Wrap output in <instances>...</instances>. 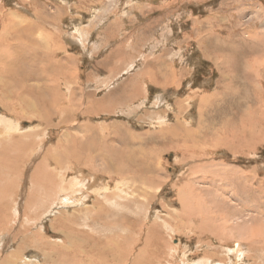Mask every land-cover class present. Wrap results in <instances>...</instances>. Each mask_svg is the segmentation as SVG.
Instances as JSON below:
<instances>
[{
	"label": "rangeland",
	"instance_id": "1",
	"mask_svg": "<svg viewBox=\"0 0 264 264\" xmlns=\"http://www.w3.org/2000/svg\"><path fill=\"white\" fill-rule=\"evenodd\" d=\"M0 14V85L25 86L7 98L13 112L0 105V129L13 126L0 144L3 263L18 249L32 261L40 234L62 239L39 177L63 173L53 212L100 197L116 215L82 227L93 239L76 264L108 238L95 264H264V0H0ZM97 145L113 164L116 153L117 165L130 168L129 156L135 166L109 172L93 159ZM50 148L63 171L50 162L36 172ZM70 153L81 155L77 167ZM79 172L75 205L66 195ZM37 182L43 203L25 220Z\"/></svg>",
	"mask_w": 264,
	"mask_h": 264
},
{
	"label": "bare ground",
	"instance_id": "2",
	"mask_svg": "<svg viewBox=\"0 0 264 264\" xmlns=\"http://www.w3.org/2000/svg\"><path fill=\"white\" fill-rule=\"evenodd\" d=\"M5 17V16H4ZM0 19H2V17H1V14H0ZM8 19V18H7ZM10 19V18H9ZM4 21L5 20H3V23H4ZM12 21V20H11ZM2 23V24H3ZM13 23H16V22H14L13 21ZM13 23H12V28H14V29H18V28H20V26L19 25H13ZM9 24V23H8ZM28 28H29V26H28ZM229 44V43H228ZM16 63V62H15ZM24 64H25V61H24ZM13 65V64H12ZM15 65V64H14ZM20 66V65H19ZM21 71V70H20ZM19 71V72H20ZM231 71V70H230ZM24 72V71H23ZM251 73V72H250ZM17 74H18V72H17ZM25 74V73H24ZM29 75H25V76H23L22 77V79L23 78H27ZM149 77V76H148ZM16 80V79H15ZM29 80H30V78H29ZM20 81V80H19ZM28 81V80H27ZM176 81V80H175ZM16 82V81H15ZM18 82V81H17ZM8 83H10L9 81H8ZM8 83H6V82H3V83H1L2 85L3 84H8ZM27 83V82H26ZM18 84V86H20V87H24V89H25V86H21V84L20 83H17ZM18 86H15L14 85V87L17 89V87ZM32 86V85H31ZM11 88V87H10ZM13 88V87H12ZM12 88L11 89H2V87H1V85H0V105L4 108V110H5V112L7 113V114H9L10 112H13V111H11L13 108L12 107H10V105L7 103V98H14L15 100L17 99V98H19L18 96L19 95H21L20 93H21V91H15V88H13L14 90L12 91ZM29 88V87H28ZM30 89V88H29ZM32 89V88H31ZM35 89V88H34ZM37 89V88H36ZM20 90V89H19ZM51 90V89H50ZM38 92H39V96L40 97H37V99H39L40 98V100H39V102H42L44 105L46 104H48V102L46 103V102H44V101H42V100H45V101H47L46 100V98H45V95H46V90H44V88H41V87H39V89H38ZM32 94V93H31ZM11 100V99H10ZM20 100V99H19ZM19 100H17V103L19 102ZM2 101H4V103L2 102ZM13 101V100H12ZM20 102H22V100L20 101ZM24 102V101H23ZM21 103L20 104V106L25 110V111H27V109L28 110H31V108L30 107H32V106H30V107H28V106H26V103ZM7 103V104H6ZM27 104H28V101H27ZM51 105H54L55 106V102L53 101V102H51ZM26 107H28V108H26ZM15 109H16V107H14ZM37 109V108H36ZM45 110V109H44ZM32 111H33V113H32ZM17 112V111H16ZM239 112V111H238ZM45 113H46V115L47 114H49V111L47 112V111H45ZM29 115H32L33 117H34V114L37 116V118H39L38 120H40V121H42L43 122V120H41L42 119V115L40 114V115H38L36 112H35V110H34V108L28 113ZM51 114V113H50ZM19 115H20V117H23L24 116V113H23V111H22V113H19ZM208 115V114H207ZM5 116H7V115H5ZM50 117V116H49ZM6 118V117H5ZM12 118V120H14V123L16 122L15 121V117H11ZM15 125V124H14ZM6 125L4 126V127H2V130L0 129V144H1V142L3 141V143H4V141H5V138H4V136H6L8 133H10L11 131L10 130H13V126H12V124H9V126L7 127V129H9V130H6ZM14 139L15 138H17L16 137V135H11ZM7 138V137H6ZM26 138H29L28 136L26 137ZM48 140V139H47ZM105 142L106 141H108L107 139H103ZM17 141H19V139L17 140ZM206 141V140H205ZM73 142H75V141H73ZM88 142H90L91 144L92 143H94L95 142V140H91V139H88ZM6 143V142H5ZM12 144V143H11ZM76 144V143H75ZM112 144V143H111ZM86 146H89V144L88 143H86L85 144ZM1 146V145H0ZM114 146V145H113ZM204 146V145H203ZM78 147H80V145H78ZM81 147H84V145L83 144H81ZM96 147H100V149L99 150H97V151H95V154H94V157H93V159L95 160V157H97V159H98V161H100V162H102V163H104V165L106 164V166H107V170L109 171V172H111V173H114V174H119V175H125V173H126V171L128 172L130 169L132 170V166H135V165H133V163H134V160L131 158V157H129V156H124L125 158H124V160L125 159H128V160H130V162L132 163L131 165L132 166H130L129 165V167L130 168H128V165L126 164V163H121L120 165L121 166H119V165H117V162H118V160H119V157H115V155H117L116 153H115V155L113 156V160H114V162H116L115 164H113L111 161L112 160H109V159H106V155H104L105 154V151H106V147H104L103 149H102V146H96ZM122 150H125V149H122ZM55 154L56 153H54L52 150H51V148L50 149H48V150H46L45 151V156H44V158L42 159V161L39 163V166H38V168H37V170H36V172H39V170H41L42 168L44 169L45 167H46V165L48 164V163H50V162H52L53 164H54V166H56V167H59V169H61V171H63V163H62V159L60 158L61 157V155H59V153H57L56 154V156H59L58 158H54L55 157ZM25 155H27V154H25ZM24 155V157H27V156H25ZM74 155V156H73ZM50 156V161H49V157ZM68 156H69V154H68ZM79 156H80V158H79ZM118 156V155H117ZM22 158V157H21ZM69 158H72V160H73V162H71L72 164H73V166H76L77 167V165H80L81 163H82V159H81V155H79V154H77V153H70V157ZM48 160V161H47ZM127 161V160H126ZM69 162H70V160H69ZM124 162V161H123ZM52 163H50V165H52ZM77 164V165H76ZM128 164H129V162H128ZM51 168V171L53 172V171H55L54 169H57V168ZM61 167V168H60ZM127 168H128V170H127ZM135 169H136V167H135ZM36 172H35V174H36ZM58 172V174H61V172L60 171H57ZM40 173H43L42 171L40 172ZM226 173V172H225ZM34 174V175H35ZM224 174V173H223ZM232 174H234V173H232ZM226 175V174H225ZM33 176V174L31 175V177ZM59 176H62V182H60L58 179H57V177H55V179L54 180H51V182L49 181V179H47L46 177H39V179H41V183H42V186L43 187H45V191H47V196L45 197V201L46 202H48L47 204L50 206H48L49 208L44 212V213H46V212H48L49 210H50V214H51V217L54 215V217H57V220L56 221H58L59 222V225L58 226H52V229H54V231H59L60 230V237L62 238L61 240H58V241H54L53 240V242L51 241L50 242V240H49V242L47 241V239H48V237L47 238H44L43 239V237H45L43 234H40L39 235V237H37V239L38 240H35V239H32L33 241H34V243H35V245L33 246V248L35 249V251H34V254H33V257H35L32 261L30 260V261H27V260H20L21 259V255H20V253L21 252H23V249H18V250H15L16 252H12V254L10 255V256H6L3 260H5L4 261V263L0 260V264H76L74 261H81V260H83V259H79V258H77L76 257V255H78L79 253L81 254V253H83V247H85V238L87 239V241H89V240H91V239H93V235H90V234H87V233H85L84 232V230H83V228L82 227H84L85 228V226H87V227H90V226H93V222H95L96 221V219L97 218H106V219H109V222H110V219H111V217L113 216V217H116V215L115 214H111L110 212V214L108 213V211L109 210H107L106 209V207H105V205H104V200L105 199H101L100 197L99 198H96L95 200H94V202L92 203L93 205H91L90 207H86L85 209H79V206H77L76 205V203H80V202H82L81 201V191L80 190H76V188H80L81 187V182H82V180H83V174H81L80 172H79V174L75 177V180L73 181V183H72V192L73 193H71L70 195L71 196H68V193H67V195H66V199H75V205H76V207H77V209L76 208H73L72 210H70V211H66V210H61V211H57V210H55V212H53V210H52V208H53V205H56V204H60L59 203V201L58 202H56L55 204H53L52 203V195L54 194V192L56 191H58V190H60V192L61 191H66L67 189H68V187L66 186V185H64V182H66V178H65V175H63V173L61 174V175H59ZM49 181V182H48ZM40 182H37L36 183V185H34L33 186V190H31L30 192H33V193H36V196L35 197H33L34 199L33 200H35L38 204H31L30 206H32L33 207V209L31 210V207L29 206V207H27V205L29 204L28 203V200H27V202H26V205L24 206L25 208V211L22 213L23 214V218H25V220H32V218H31V216L32 215H35V213L37 212V210H39L40 211V207H41V205L40 204H42L43 203V201L42 200H40V196H37L39 193H41V192H43L42 190H41V185L39 184ZM228 182H230V180L228 181ZM225 185V184H224ZM228 186V185H227ZM89 186L87 185V188H88ZM160 187V186H159ZM239 187V186H238ZM51 188V189H50ZM189 187L187 186V189H188ZM89 189V188H88ZM224 189V188H223ZM243 190V189H242ZM246 190V189H245ZM249 191V190H248ZM252 191V190H251ZM243 192V191H242ZM247 192V191H246ZM252 193V192H251ZM32 194V193H31ZM30 194V195H31ZM61 194H62V192H61ZM197 194V193H196ZM248 194H249V192H248ZM251 195V194H250ZM254 195V194H253ZM29 196V195H28ZM249 196V195H248ZM4 197L6 198V195H4ZM86 197V196H85ZM110 197L111 196H108L107 198V200H109L110 199ZM200 196H198V198H199ZM250 198V197H249ZM203 199V198H202ZM255 199V198H254ZM198 200V199H197ZM2 201H4V200H2ZM255 201V200H254ZM253 201V202H254ZM3 203V202H2ZM99 203H101V205H99ZM198 203V202H197ZM200 203V202H199ZM201 204V203H200ZM207 205V204H206ZM2 206V205H1ZM100 206V207H99ZM93 207H95V208H93ZM93 208V209H92ZM209 209V208H208ZM77 210V211H76ZM210 211V210H209ZM225 213V212H224ZM236 213V212H235ZM107 215V216H106ZM112 215V216H111ZM18 216H20V214L18 215ZM47 216H49V214H47ZM87 216H88V219H87ZM109 216V217H108ZM217 216H219V215H217ZM222 216V215H221ZM224 216V215H223ZM5 218V217H4ZM3 218V219H4ZM214 218H215V216H214ZM85 219V220H84ZM216 219V218H215ZM113 220V219H112ZM124 220V219H123ZM217 221H218V219H216ZM222 220V219H221ZM228 220H230V219H228ZM226 221V220H225ZM29 222V221H28ZM206 222H208V221H206ZM222 222H223V220H222ZM32 223H36V222H32ZM55 223V222H54ZM111 223V222H110ZM227 223V222H226ZM232 223V222H231ZM223 224H224V222H223ZM229 224V223H228ZM228 224H226L227 226L226 227H229L228 226ZM233 226V225H232ZM239 227V226H238ZM181 228H182V226H181ZM230 228V227H229ZM240 228V227H239ZM247 228V227H246ZM257 228V227H256ZM223 229H226V228H223ZM227 230V229H226ZM225 230V231H226ZM231 230V229H230ZM81 232H83V233H85V236L83 237V239L82 240H79V236H78V234L79 233H81ZM228 232V231H227ZM224 233H226V232H224ZM43 237H42V236ZM97 239V238H96ZM30 241H31V239H30ZM29 241V242H30ZM65 241H66V243L68 244L67 245V249L65 248ZM98 241V240H97ZM151 241V240H150ZM55 242V243H54ZM249 242H251V241H249ZM31 243V242H30ZM105 243H106V245L105 246H103L102 247V245H101V248H100V251L98 250L97 252H93L92 253V256L90 257V258H88L89 260H88V262L86 263V264H95V261H96V258H95V256H99L100 254H103L102 253V249L104 248H106V246H109L110 245V241H109V238L108 239H106L105 240ZM89 244H91V243H89ZM254 244V243H253ZM31 245V244H30ZM83 245V246H82ZM96 245V244H95ZM3 246H6V245H3ZM53 246H57V247H53ZM157 246V245H156ZM96 247V246H95ZM150 247V246H149ZM45 248H48V249H50L52 252H50V251H46L45 250ZM157 248V247H156ZM159 248V247H158ZM92 249V248H91ZM146 249H148V248H146ZM146 249H145V251H146ZM233 250H232V253L231 254H233V259H238V258H240V254L243 252V250H244V247H243V245H241V244H237V248H232ZM41 250H44L45 252L44 253H41ZM150 251V250H149ZM152 251V250H151ZM154 252V251H153ZM152 252V253H153ZM5 254V253H4ZM87 254V253H86ZM24 255V254H23ZM57 255H59V256H62V258H61V260L59 261L57 258H56V256ZM0 258H2L1 256H0ZM216 260V259H215ZM210 261V260H209ZM214 261V260H213ZM212 261V262H213ZM82 264V263H81ZM84 264V263H83Z\"/></svg>",
	"mask_w": 264,
	"mask_h": 264
}]
</instances>
